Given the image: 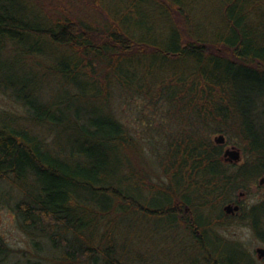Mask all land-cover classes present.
Wrapping results in <instances>:
<instances>
[{"label": "trees", "instance_id": "trees-1", "mask_svg": "<svg viewBox=\"0 0 264 264\" xmlns=\"http://www.w3.org/2000/svg\"><path fill=\"white\" fill-rule=\"evenodd\" d=\"M85 1L0 0L18 229L47 240L48 264H140L148 220L167 216L165 264H261L222 232L236 220L264 243V199L237 198L264 176V0ZM10 249L0 236V264Z\"/></svg>", "mask_w": 264, "mask_h": 264}, {"label": "rangeland", "instance_id": "rangeland-1", "mask_svg": "<svg viewBox=\"0 0 264 264\" xmlns=\"http://www.w3.org/2000/svg\"><path fill=\"white\" fill-rule=\"evenodd\" d=\"M53 2L59 7L63 4L68 11L83 13L88 10L85 0H53ZM89 12L93 13V11L91 12L90 10ZM4 103H6V99L0 95V107H2ZM216 137L215 135L212 139L215 141ZM235 148L240 151L243 162L244 155L240 148L236 146ZM237 163H241L240 160ZM262 178H264V176H260L247 192H244L242 196L239 197L244 207L250 206L262 198L264 199V182L260 184ZM0 184L4 186L6 182H0ZM3 186L0 188V236L8 242L11 248L3 264H32L33 262L48 264L47 258L50 257L48 251L50 247L47 240L45 238L36 237L34 240L38 242L40 248H33L30 236L17 227L13 209L15 199L14 191L8 185ZM235 214H238V211H236L234 215ZM169 222L170 220L167 216H163L162 218L152 217L148 220L146 224V232L148 235H143V239L137 243V251L139 252L137 259L140 264H165L164 255L166 252L170 253V251L166 250L165 245L162 246V235L163 232L168 229ZM178 230L180 232L179 228ZM222 233L243 242L246 249L253 255L256 261L261 264L264 263V256L259 259L255 252V249L259 247L264 248V243L254 236L249 226L240 225L236 220H231ZM166 236V240H172L174 233L171 232ZM186 239L187 244L191 245V238L187 236ZM191 247L193 248V245H191ZM134 255L137 257L136 254Z\"/></svg>", "mask_w": 264, "mask_h": 264}, {"label": "water", "instance_id": "water-1", "mask_svg": "<svg viewBox=\"0 0 264 264\" xmlns=\"http://www.w3.org/2000/svg\"><path fill=\"white\" fill-rule=\"evenodd\" d=\"M216 143H223L224 142V137L219 136L218 138L215 139ZM224 157H226L229 161H234L238 162L240 159V151L236 149L235 147H231L225 150L224 152ZM264 182V178L260 180V184ZM223 210L225 211L226 214H234L236 211L239 210L238 205H232V204H227L226 206L223 207ZM257 253V257L261 259L264 256V248H257L255 250Z\"/></svg>", "mask_w": 264, "mask_h": 264}, {"label": "bare ground", "instance_id": "bare-ground-1", "mask_svg": "<svg viewBox=\"0 0 264 264\" xmlns=\"http://www.w3.org/2000/svg\"><path fill=\"white\" fill-rule=\"evenodd\" d=\"M216 138H218L219 136H222V137H224V135L223 134H216ZM225 143V137H224V142L223 143H221V144H224ZM217 144H219V143H217ZM231 147H235L234 145L232 146V145H226L224 148H223V153H222V156L224 155V152H225V150L226 149H228V148H231ZM241 156V155H240ZM244 192H239L238 193V195H237V198H238V201L240 202V200H239V197L240 196H242V194H243ZM240 204H241V202H240ZM242 205V204H241ZM242 209H240V206H239V210H238V213L240 214ZM243 210H245V209H243Z\"/></svg>", "mask_w": 264, "mask_h": 264}, {"label": "flooded vegetation", "instance_id": "flooded-vegetation-1", "mask_svg": "<svg viewBox=\"0 0 264 264\" xmlns=\"http://www.w3.org/2000/svg\"><path fill=\"white\" fill-rule=\"evenodd\" d=\"M222 158H223V160L226 161V162H230V163H236V164H238L237 162L229 161L226 157H224V155L222 156ZM239 160H240V162H242V157H241V156H240V159H239ZM239 160H238V161H239ZM242 206H243V205H242ZM235 215H236V214H235Z\"/></svg>", "mask_w": 264, "mask_h": 264}]
</instances>
